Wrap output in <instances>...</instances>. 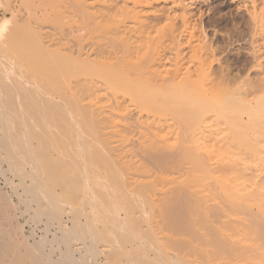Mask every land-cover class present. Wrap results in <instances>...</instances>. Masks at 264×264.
I'll return each instance as SVG.
<instances>
[{
	"label": "bare ground",
	"instance_id": "bare-ground-1",
	"mask_svg": "<svg viewBox=\"0 0 264 264\" xmlns=\"http://www.w3.org/2000/svg\"><path fill=\"white\" fill-rule=\"evenodd\" d=\"M209 2L0 21V264H264V53L215 66ZM256 3L233 18L260 40Z\"/></svg>",
	"mask_w": 264,
	"mask_h": 264
},
{
	"label": "rangeland",
	"instance_id": "rangeland-1",
	"mask_svg": "<svg viewBox=\"0 0 264 264\" xmlns=\"http://www.w3.org/2000/svg\"><path fill=\"white\" fill-rule=\"evenodd\" d=\"M5 3V4H3V5H1V7H0V21L2 20V19H4V17L6 18V17H8V18H11L10 16H12L13 15V13L11 14V11H13V12H15V11H17L19 8V5H20V2H21V0H1V3H3V2ZM210 2H209V4L212 6V10L214 11L215 9V11H214V13H217V14H214L213 13V11L211 10V11H209L208 13H206L207 15L206 16H204V21L206 22H208V21H211L212 19H214V21L216 20H218L217 21V26H218V28H217V38H216V40L214 39L213 41H215V42H213L212 43V45H214V47L212 46V50H213V52H214V55H212L211 57H213V59L214 60H212L211 58V60H212V62L213 61H215V59H216V62H213V64L215 63V66L217 65V64H222V65H224V67H226L228 70H230L231 71V74L233 75H235V73L238 75V72H242L243 74H245V71L246 70H249V68H251V66L250 65H248L250 62V60H249V58L250 59H252V57H251V50H252V48L253 47H255L258 51H262L263 53H264V51H263V49H264V41H262V40H264V36L262 35L261 37H260V40L258 39V40H254V38H252V37H249V31H248V24H246V20H247V18L246 17H243L242 19H244L243 21L241 20V18H240V21H239V18H233V17H235V16H233V14L235 13V12H237V10H236V8H237V0H209ZM235 1V2H234ZM256 1H258L260 4L262 3V2H264V1H261V0H256ZM7 2V3H6ZM231 2V3H230ZM259 3H256L257 4V6H260V4ZM15 4V5H14ZM17 4V5H16ZM259 4V5H258ZM262 4H264V3H262ZM262 4H261V6H262ZM201 6H203V4L201 5ZM264 6V5H263ZM15 7V8H14ZM204 7V6H203ZM205 8V7H204ZM264 8V7H263ZM258 9V8H257ZM11 10V11H10ZM217 10L219 11V12H217ZM234 10V11H233ZM258 10H261V8L260 9H258ZM263 10V9H262ZM219 13V14H218ZM258 13H259V11H258ZM18 14H20V13H18ZM22 14H20V16H21ZM217 15V16H216ZM235 15H236V13H235ZM215 16V17H214ZM219 16V17H218ZM218 19H217V18ZM216 18V19H215ZM220 18H221V20H220ZM234 19V20H233ZM242 22V23H241ZM247 22H248V20H247ZM237 25H235V24ZM246 25V26H245ZM220 26V27H219ZM247 27V28H246ZM239 28V29H238ZM242 29V30H241ZM207 31H209V38H213L214 37V34H213V29H211V28H209ZM247 31H248V33H247ZM210 32H211V34H210ZM229 32V33H228ZM245 32V34H243ZM239 33V34H238ZM241 33V34H240ZM231 35V36H230ZM243 35H245V36H243ZM213 36V37H212ZM228 36V37H227ZM235 36V37H234ZM241 36H243V37H241ZM249 38H247V37ZM251 36V35H250ZM263 37V39H261ZM254 40H252V39ZM231 39V40H230ZM237 39V40H236ZM243 39V40H242ZM251 39V40H250ZM248 40H250V41H248ZM238 42V43H237ZM245 42V43H244ZM253 42H255V44H256V46L254 45V44H252ZM260 42V43H259ZM261 43H262V45H263V48L261 47L262 45H261ZM254 45V46H253ZM210 49V52L212 51ZM215 49H216V51H215ZM250 49V50H249ZM220 50V51H219ZM243 50V51H242ZM191 51V50H190ZM189 51V55H193V51H195V50H192V53ZM213 52H211V54L213 53ZM244 52V53H243ZM217 53V54H216ZM210 55V54H209ZM0 60H2L3 59V55L2 54H0ZM217 56V57H216ZM220 56V57H219ZM4 61H8L7 63H10V61L9 60H7V59H5V60H2V62H4ZM208 61V60H207ZM241 61V62H240ZM243 61V62H242ZM252 61V60H251ZM220 62V63H219ZM222 62V63H221ZM249 62V63H248ZM210 62L208 61V64H209ZM228 63V64H227ZM245 63H247L246 64V66H245ZM206 64V63H205ZM232 65V66H231ZM251 65H252V62H251ZM234 66V67H233ZM244 66V67H243ZM241 67V68H240ZM226 68H224V69H226ZM231 68V69H230ZM243 68V69H242ZM245 68V69H244ZM246 68H248V69H246ZM245 70V71H244ZM238 71V72H237ZM240 73H239V75H240ZM240 84V83H239ZM238 83H237V85H239ZM242 85V84H241ZM240 86V85H239ZM252 97V96H251ZM251 97H249V98H251ZM254 97V96H253ZM252 97V98H253Z\"/></svg>",
	"mask_w": 264,
	"mask_h": 264
}]
</instances>
